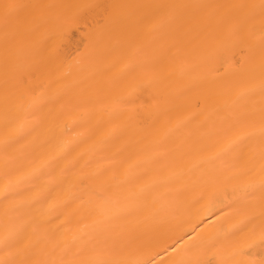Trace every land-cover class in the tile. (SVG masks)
Wrapping results in <instances>:
<instances>
[{"label":"snow or ice","instance_id":"6c2138e0","mask_svg":"<svg viewBox=\"0 0 264 264\" xmlns=\"http://www.w3.org/2000/svg\"><path fill=\"white\" fill-rule=\"evenodd\" d=\"M150 7L157 10L155 23L145 25L152 38L144 40L139 33L112 49L119 58L101 75L112 73L121 64L123 68L110 75L103 88L81 82L56 92L43 84L28 86L23 91L31 97L26 107L6 106L0 111V264H264V0L230 5L249 10L245 20L252 22L258 9V39L239 23L227 27L221 38V46L240 49L245 64H258L259 84L241 93L210 131H206L207 122L193 127L192 120H178L175 129L153 141V155L116 185L130 189L129 197L147 207L172 183L171 177L149 179L156 165L179 166L192 160L187 170L190 183L175 195L199 192L196 203L209 198L215 211L204 223L211 222L214 231L207 236L189 233L164 249L173 253L167 260H158L160 252L133 251L134 240L107 228L93 229L63 246L49 228L71 206L55 195L63 192L70 178L78 180V187L101 180L110 168L88 170L99 163L98 157L109 158L106 154L116 141L128 138L122 152L133 150L145 138L137 140V136L154 134L162 121H170L186 106L182 101L187 93L172 88L165 71L174 47L165 41V30L182 5ZM22 8L16 0H0V24L9 29L2 57L17 88L53 59L51 52L40 51V40L49 33L62 39L68 24L79 23L72 16L43 12L25 24L12 25ZM215 65L216 56L209 52L192 86L216 83L220 70ZM100 92L105 102L98 108L95 97ZM144 92H150L154 117L148 129L136 124L128 113V106L135 103L133 97ZM256 95L260 102L250 103ZM82 112L90 113L86 123L82 116L77 117ZM97 112L103 113L99 120L94 119ZM206 140L212 142L209 154L202 149ZM53 145L58 151L51 154ZM90 194L117 215L126 211L114 203L111 183L90 188ZM184 239L191 243L183 244Z\"/></svg>","mask_w":264,"mask_h":264},{"label":"bare ground","instance_id":"6f19581e","mask_svg":"<svg viewBox=\"0 0 264 264\" xmlns=\"http://www.w3.org/2000/svg\"><path fill=\"white\" fill-rule=\"evenodd\" d=\"M23 5L13 17L11 24H25L33 16L47 12L50 15H67L79 20L78 24H68L64 29L62 39H54L52 34L42 38L39 49L42 53L51 52L53 59L45 63L34 78H29L26 85L15 87V82L7 75L8 69L2 57V46L9 38V29L0 24V111L6 106L20 109L26 107L31 97L24 95L28 86L43 84L53 92L64 89L74 82L95 85L103 88L108 83V77L123 68L114 69L112 73L101 75L107 66L119 58V53L112 49L119 43L127 41L136 34L142 33V39H151L145 25L155 23L157 10L151 5L159 3H175L182 7L175 10L174 20L167 27L164 39L174 45L171 50L172 59L166 65L165 71L170 76L169 83L177 92H186L182 108L178 115L170 121H162L154 134L142 132L139 140L145 137L135 149L124 151L127 139L115 142L109 157H98L99 163H93L88 171L110 168L111 171L101 180L89 181L88 187H78V180L70 178L63 192H58L60 202L70 203L63 210L59 220H54L49 228L56 233V239L63 246L70 244L73 238H79L97 228H107L116 234L123 235L135 241L133 251L144 250L154 255L160 252L158 260H167L170 251L164 249L187 237L189 233L199 232L202 236L211 234L214 229L211 222L204 221L211 217L215 209L209 198L200 200L199 192H189L177 197L175 193L184 189L190 183L188 168L193 161L187 160L179 166L156 165L153 176L149 179L171 177L172 183L157 194L156 201L143 207L139 202L129 197L128 188H118L129 172L138 170L139 166L152 155V143L166 132L175 129L178 120H192L196 124L207 122L210 131L213 122L226 115L238 102L246 89L260 82L258 64L247 65L245 57L239 48L221 46V38L229 26L243 25L246 30L259 37L260 20L258 9L254 22L245 20L249 10L239 11L230 5L247 3L259 4L260 0H16ZM91 27H88V26ZM212 52L216 56V67L220 78L216 83H206L193 87V77L199 72L203 58ZM6 80L8 83L6 84ZM97 107L105 102V95H96ZM135 103L128 106V113L135 117V123L145 129L150 128L153 114L150 107V92H144L133 97ZM260 96L256 95L250 103L258 104ZM103 115L97 112L95 120ZM86 123L90 113H78ZM106 118V117H105ZM128 117H125L127 119ZM187 133H185L186 135ZM204 154L212 150V142L206 140L202 145ZM50 153L58 149L51 146ZM30 170V169H29ZM102 182L112 184L113 201L118 209H125L120 215L106 208L102 202L95 200L90 194V188L98 187ZM82 196V199H75ZM238 219V218H237ZM235 222V221H233ZM194 230H196L194 232ZM188 245L190 240L184 239ZM180 245H177L179 248ZM42 257L37 256V259Z\"/></svg>","mask_w":264,"mask_h":264}]
</instances>
